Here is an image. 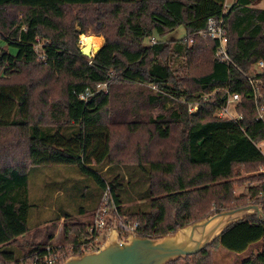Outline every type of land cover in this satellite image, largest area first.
<instances>
[{
    "label": "trees",
    "instance_id": "trees-1",
    "mask_svg": "<svg viewBox=\"0 0 264 264\" xmlns=\"http://www.w3.org/2000/svg\"><path fill=\"white\" fill-rule=\"evenodd\" d=\"M258 1L226 7L225 0H0V126L27 131L21 139L27 163L0 165V264H19L45 246H30L25 254L11 250L28 231L29 172L38 166H73L91 178L97 189L91 215L108 186L117 212L138 221L142 235L151 238L249 202L264 213V181L249 187L247 196L234 195L239 167L264 166L258 148L264 120L257 119L255 105L264 106V72L252 76L253 85L247 79L264 56ZM220 16L228 62L217 60L216 41L200 34L209 17ZM76 24L83 33L90 28L105 37L91 57L75 45ZM180 25L185 36L161 39ZM101 84L107 89H97ZM234 93L239 115L219 116ZM194 104L198 110L189 112ZM153 126L178 130L169 152L158 148ZM117 131L132 144L115 147ZM121 168L147 177V210L123 205L116 191L130 176H122ZM63 222L65 243L94 242L91 220ZM258 240L260 250L241 264H264V220L254 215L226 227L210 246L241 252ZM210 246L168 264H213Z\"/></svg>",
    "mask_w": 264,
    "mask_h": 264
},
{
    "label": "rangeland",
    "instance_id": "rangeland-1",
    "mask_svg": "<svg viewBox=\"0 0 264 264\" xmlns=\"http://www.w3.org/2000/svg\"><path fill=\"white\" fill-rule=\"evenodd\" d=\"M233 2H235V0H225V6L228 7ZM256 6L264 8V0L258 1ZM75 29L78 31L75 45L79 50L84 46L81 41V36L91 35L100 38L101 44L99 47L104 43L105 37L101 33H94L90 28L87 32L83 33L78 24L75 25ZM185 35V27L180 25L173 31L165 34L161 39L174 40ZM151 37L155 38L156 36L153 35ZM92 55H94V52L91 53V56ZM41 60L40 58V62L38 63L44 66V62ZM257 72V69H250L248 75H254ZM143 87L148 88L146 85H143ZM97 89H107V86L104 84L97 85ZM113 104L119 108L121 102L114 101ZM156 111L157 110H155L154 115ZM228 112L230 117L239 115L234 111V104L229 106ZM223 117L228 118L226 115ZM26 132V129L23 127L2 126L0 128V145L5 144L4 147L0 148V165H19L21 162L27 163V147L21 142V139L26 136ZM151 133L154 135L158 148H164L166 152L174 148L177 141L180 139L178 130L173 127L167 131L161 126H153L151 128ZM126 140L123 141L122 132L117 131L114 136L113 144L115 147L116 145L118 147L132 144L131 140L128 142H126ZM258 148L264 154V141L258 144ZM127 160L128 158L124 159V161ZM105 169H107V166L103 171H105ZM238 172L239 175L234 177V195L236 196H247L249 187L256 186L258 183L264 181V166H257L252 170H244L242 167H239ZM120 173L124 177L127 175L130 176V182L124 181L125 183L122 185V188L116 191L119 196H121L123 205L125 207L130 206L147 210L149 207L147 177L135 168H131L129 171L125 168H121ZM96 194L97 189L92 179L81 174L73 166L50 165L31 168L29 172V199L33 207L30 211L28 231L18 237L17 244L11 250L15 253L19 252L25 254L30 246L45 244V246L51 245L55 248L56 246H62L64 249L63 251L66 252V257L72 255L73 253L68 250L70 243L62 241L63 221L76 223L85 220L92 221L93 215H91L90 209L93 208L91 205L96 198ZM259 196L262 195L260 194ZM250 203L254 202H249L248 204ZM81 208L87 209L86 212H80L82 210ZM59 210L66 216L62 217V222L59 219L60 216H56L60 213L58 212ZM108 231L109 229L102 230L98 235L95 244L96 248L103 243ZM260 247L261 240H258L249 244L247 248L241 252L232 251L217 244L210 246L209 251L213 264H241L242 261L248 258L252 253L256 254L260 250ZM6 248L7 247H4L2 249Z\"/></svg>",
    "mask_w": 264,
    "mask_h": 264
},
{
    "label": "water",
    "instance_id": "water-1",
    "mask_svg": "<svg viewBox=\"0 0 264 264\" xmlns=\"http://www.w3.org/2000/svg\"><path fill=\"white\" fill-rule=\"evenodd\" d=\"M80 52L91 57V46L84 45ZM251 215L264 220L261 205L250 203L223 209L161 237L130 234L125 241L118 240L116 227L112 226L97 249L72 254L60 264H168L200 252L211 245L226 227Z\"/></svg>",
    "mask_w": 264,
    "mask_h": 264
},
{
    "label": "built area",
    "instance_id": "built-area-1",
    "mask_svg": "<svg viewBox=\"0 0 264 264\" xmlns=\"http://www.w3.org/2000/svg\"><path fill=\"white\" fill-rule=\"evenodd\" d=\"M223 16L219 18L209 17L207 19L206 28L200 32L201 35H207L211 39L216 41L214 55L215 58L222 62H228L230 60L227 52V37L226 30L223 23ZM151 43L155 42V38H150ZM255 69L257 73L264 72V56L255 63ZM256 74V73H255ZM252 75H247V79L252 84ZM102 85V84H101ZM105 85V84H104ZM253 85V84H252ZM153 90H158L156 85L150 86ZM254 98L256 100L257 88L254 87ZM89 91L81 94L79 97L83 100L89 96ZM239 100V95L234 93L229 95L227 101L219 111V116H229V106L235 104ZM257 110V119L264 120V106L258 105L255 102ZM198 110V104H194L189 107V112H195ZM232 118V117H230ZM112 223V225H110ZM114 224V225H113ZM112 226L116 227L118 232V240L125 241L126 237L130 234L142 235L139 229V223L136 220L128 218L126 215L119 214L117 207L113 202L111 192L108 186L105 187L101 194L99 205L93 213L92 222L88 225V232L91 237L94 238V242H78L76 244L70 243L68 250L72 253L75 248H80L82 251L89 250L91 245L96 244L97 237L102 230L110 229ZM62 246L53 247L47 245L41 249L34 250L30 255L20 258L19 264H60L66 258V252L63 251Z\"/></svg>",
    "mask_w": 264,
    "mask_h": 264
},
{
    "label": "bare ground",
    "instance_id": "bare-ground-1",
    "mask_svg": "<svg viewBox=\"0 0 264 264\" xmlns=\"http://www.w3.org/2000/svg\"><path fill=\"white\" fill-rule=\"evenodd\" d=\"M83 45L89 44L91 46V53L95 52L101 44V39L94 36H81Z\"/></svg>",
    "mask_w": 264,
    "mask_h": 264
},
{
    "label": "crops",
    "instance_id": "crops-1",
    "mask_svg": "<svg viewBox=\"0 0 264 264\" xmlns=\"http://www.w3.org/2000/svg\"><path fill=\"white\" fill-rule=\"evenodd\" d=\"M1 127H2V126H0V128H1ZM53 210H54V208H53ZM59 219H60V221L62 222V217H60ZM85 221H86V220H85Z\"/></svg>",
    "mask_w": 264,
    "mask_h": 264
}]
</instances>
